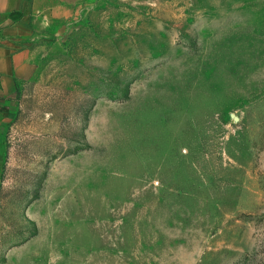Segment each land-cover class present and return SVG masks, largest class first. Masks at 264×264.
Returning a JSON list of instances; mask_svg holds the SVG:
<instances>
[{
	"label": "rangeland",
	"instance_id": "obj_1",
	"mask_svg": "<svg viewBox=\"0 0 264 264\" xmlns=\"http://www.w3.org/2000/svg\"><path fill=\"white\" fill-rule=\"evenodd\" d=\"M0 102V264H264V0H52Z\"/></svg>",
	"mask_w": 264,
	"mask_h": 264
},
{
	"label": "crops",
	"instance_id": "obj_2",
	"mask_svg": "<svg viewBox=\"0 0 264 264\" xmlns=\"http://www.w3.org/2000/svg\"><path fill=\"white\" fill-rule=\"evenodd\" d=\"M52 0H0V102L11 99L21 83L34 77L36 54L31 23L47 14Z\"/></svg>",
	"mask_w": 264,
	"mask_h": 264
}]
</instances>
